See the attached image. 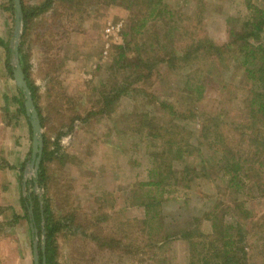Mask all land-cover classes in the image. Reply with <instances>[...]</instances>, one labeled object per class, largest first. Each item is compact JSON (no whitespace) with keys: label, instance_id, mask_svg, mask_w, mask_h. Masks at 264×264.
<instances>
[{"label":"rangeland","instance_id":"rangeland-1","mask_svg":"<svg viewBox=\"0 0 264 264\" xmlns=\"http://www.w3.org/2000/svg\"><path fill=\"white\" fill-rule=\"evenodd\" d=\"M43 1L21 0V4L36 6ZM106 1L55 0L50 11L31 24L25 52L44 119L43 149L45 136L57 151L49 164L47 188L27 186L35 176L28 161L33 134L29 118L16 114L12 100L19 97V88L14 73L11 77L7 70L6 50L0 44V122L7 127L0 137L6 143L19 137L23 148L26 139L25 195L33 192L49 198L54 219L65 226L55 240L57 260L63 264H199L195 255L211 242L219 245L224 225L233 224L228 228L231 239L246 247L249 264H264L263 191L238 192L225 176L222 162L229 151L243 161L255 151L234 133L247 121L246 96L251 94L252 81L241 74L237 59L222 65L208 57L220 71L206 76L202 97H190V73L197 71L181 59L169 66L160 62L154 74L136 83L128 69L114 67V56L115 46L126 44L125 27L141 6L136 10ZM250 1L264 8V0ZM246 2L164 0L172 15L149 22L143 37L133 39L138 45L148 44L146 55L150 42L166 26L172 31L166 40L164 33L160 35L156 54L181 57L193 28L200 25V38L206 36L222 46L230 42L231 31L242 28L250 17ZM14 5V0H0V39L10 46L15 42ZM23 28L19 44L24 41ZM252 43L264 44V32ZM15 63L13 55L14 69ZM170 109L175 115L169 114ZM145 120L153 125L157 138L144 129L137 131ZM174 144H181L180 157L169 149ZM0 154L5 157L1 147ZM160 166L164 172L170 166L175 173L158 188L146 187L152 169ZM16 183L18 190L7 193L0 182V264H35L34 245L39 259L44 239L32 234L23 206H14V197L19 200L21 192L17 179ZM5 194L11 195L3 198ZM147 195L158 201L155 220H149L143 205ZM161 218L162 228H158ZM145 220L150 224L141 231L137 221ZM184 232L188 239L180 238Z\"/></svg>","mask_w":264,"mask_h":264},{"label":"trees","instance_id":"trees-1","mask_svg":"<svg viewBox=\"0 0 264 264\" xmlns=\"http://www.w3.org/2000/svg\"><path fill=\"white\" fill-rule=\"evenodd\" d=\"M72 1L75 0H68L67 3H71ZM106 2L124 4L128 7H134L136 10L138 5L141 6L140 9L137 10L136 15L131 17L130 24L126 25L123 33L124 37L130 39H126V44L124 45L121 44L115 46L117 54L114 56V67L120 65L123 69H128L131 74L130 77L134 76V81L136 83H140L143 79L148 78L151 75V72L154 74L160 62H165V64L169 66L171 63H175L181 59V61H190V68H193L194 72L197 71L194 74L193 72L190 73V97H196L197 95L198 97H202L205 92L204 82L206 80V76L211 78L214 75L213 72L220 71V68L213 66L214 63L211 65L208 61L209 59L207 58H212V62L218 61L222 65L227 63V61L231 58L238 60L239 64L237 68L242 69L243 71L241 74L243 73L245 77L252 81L251 84L253 85V88L251 87L249 89L251 90V94L248 92V95L246 96L249 97L246 105V109L249 111L247 121L242 126H236L234 133L236 136L240 137L239 142L247 143L248 147H250L251 144L255 148V151L246 161L237 159L236 154L233 153V151H229V155L222 159V162L224 163L223 171L225 176L229 178V183H233L238 192L246 190L248 193H252L256 189L262 190L263 192H261L264 196V44L252 43V41H259L261 34L264 32V8H260L259 6L253 4L250 0H247L246 6L251 15L248 20L245 21L242 28L231 31V40L225 45H216L206 36L200 38V25H198L193 28L195 32L193 31L191 33L189 45H185L186 49L183 51L181 57L177 54L174 55V53H171L172 55H166L165 57L160 58V56L158 57L156 54L158 52L156 48L159 47V37L164 33V39L166 40L168 38V33L172 30H168L165 26L164 31L159 32L158 37L149 44L151 51L147 53L148 55H143L148 48V44L141 41V45H138L133 38L135 36L138 40L139 36L140 38L143 37L146 33L145 30L149 22L151 23V21L155 22L159 20L160 17L166 13L172 15L166 10L167 5L164 3V0H107ZM54 4L55 0H44L41 4L36 6H25L22 3L24 15V41H22L19 45V56L26 81L32 91V96L40 115L42 126L44 121L43 114L41 112V108L37 106L36 88L29 77L30 72L26 62L25 44L29 31L31 30L32 22L45 13H48ZM8 10L13 12L14 8L8 7ZM163 19L166 18L164 17ZM148 30L149 29H147V31ZM0 44L6 50V67L10 76L13 77L14 68L11 65V59L14 52L10 43L4 42L0 39ZM153 44H155V47ZM199 72L200 74L198 75ZM138 89L139 88H134L133 90ZM18 92L19 97L12 100L13 103L17 105L16 114L18 116H26L24 102L22 101V99H24V94L21 89H18ZM108 92H111V90ZM107 93L105 92V97ZM112 95H109L108 97H111ZM198 100H200V98L195 100V102ZM6 104L8 105L7 99ZM6 110L9 112L8 106L6 107ZM169 114L175 115L174 110L170 109ZM220 120L221 119L219 118L217 124H219ZM142 124L143 126L137 129V131L144 129L148 131L147 134L152 135L154 138L159 136L158 133L154 131L155 129H152L153 125L148 126L149 123H147V121L145 123L143 121ZM29 125L31 127V123H29ZM135 125L137 127V123ZM220 127L222 129V126ZM149 135L147 136L148 138ZM180 145L181 144H174L169 148L170 150H174L176 155H178L176 157H180L182 154L183 150ZM57 149L59 150L60 148ZM31 152L32 148L30 150V154H32ZM56 152L57 151H55V149L51 148L49 141L44 136L43 155L37 174L35 176L33 175L32 179L27 181V186L38 185L40 188H47L49 164L56 159ZM29 160L30 158L28 161ZM24 166H26V162L23 164V167L19 172L21 180L24 179ZM0 168L6 167L2 165ZM165 172L161 169V166L152 169V180L147 182L145 186L148 188H158L165 183V179L171 178L172 174L175 173L170 166L167 167ZM46 196L48 197V195ZM147 197L149 200L145 201L143 205L148 210L147 216L150 218L148 219L155 220L158 216V213H156L157 208L155 209V206L157 207L158 205V201L156 200L155 202V200H151L149 195H147ZM21 203L25 212L24 218L28 220L30 230L33 232L32 234L36 235L38 233L39 237L44 239L43 243L45 242V250L43 244H41V247L39 248V264H44V262L45 264H63L56 258L55 240L57 234L61 232L64 225L60 221H56L54 219L55 215L52 211L50 199L42 198L33 192L25 195L24 192ZM69 219L70 217L68 220ZM149 220L141 222L137 221L141 227V231L144 230V226L150 224L148 223ZM162 221L163 219L161 218L158 228H162ZM227 225H224V230L222 231L223 236L220 240H218L220 243L219 245H217V242H211L208 249L198 252L195 255V257L198 256L197 260L199 261V264L200 262L203 264H249V254L246 247H238V243L231 239L233 235L230 233V229L233 228V224ZM180 238L188 239V232L181 233ZM191 238H193L192 234H190V239ZM192 245L193 247H196L195 244ZM121 246V244L118 245L120 248Z\"/></svg>","mask_w":264,"mask_h":264},{"label":"water","instance_id":"water-1","mask_svg":"<svg viewBox=\"0 0 264 264\" xmlns=\"http://www.w3.org/2000/svg\"><path fill=\"white\" fill-rule=\"evenodd\" d=\"M14 2H15V12H16L15 42L11 44V48L14 52V58L16 62L14 69V79L16 81L17 87L22 90L25 96L24 106L26 110V115L29 118L33 131L32 157H31L30 167L35 171V175H36L43 155L42 124H41L39 112L36 108L34 98L32 96V91L28 85V82L26 81L25 74L22 69V65L20 63L19 40L22 32L24 15H23L21 0H14ZM43 245L45 250V242L43 243ZM34 261L35 264H39L37 244L34 245Z\"/></svg>","mask_w":264,"mask_h":264},{"label":"crops","instance_id":"crops-1","mask_svg":"<svg viewBox=\"0 0 264 264\" xmlns=\"http://www.w3.org/2000/svg\"><path fill=\"white\" fill-rule=\"evenodd\" d=\"M14 98H18V97H14ZM6 103V100H5ZM6 105H5V110H6ZM7 112V110H6ZM8 113V112H7ZM27 116V115H26ZM1 118V117H0ZM28 118V117H27ZM7 127H3L2 123L0 122V133L3 131L5 132V129ZM11 129V127H10ZM13 129V128H12ZM16 129V128H14ZM31 129V128H30ZM9 130V128L7 129ZM31 133L33 134V131L31 129ZM0 147L2 150H5V157L1 156L5 158L1 159L2 160V165H4L6 168H0V182H2V185H4V188L8 189L7 193H13V191H17L18 190V184L16 183V179L19 183V187L21 188V192L19 195V200L17 198V196L14 197V206L17 207V204L21 206L22 208V203H21V199H22V195H24V186L26 185L25 183V179L21 180L20 179V175H19V170L21 168V166L25 163V160L27 158V151L25 149V138H24V148L20 147V145L18 144V142H20V138L18 137L15 141V139H10L8 140V143H6L3 139V137H0ZM32 142H33V135H32ZM6 144V148H3V145ZM9 144V146H8ZM32 148V145H31ZM31 160V159H30ZM31 162V161H29ZM17 176V178H16ZM11 194H5V197L9 196ZM16 211L18 209H15ZM19 212V211H18ZM15 218L19 219V216H16Z\"/></svg>","mask_w":264,"mask_h":264}]
</instances>
